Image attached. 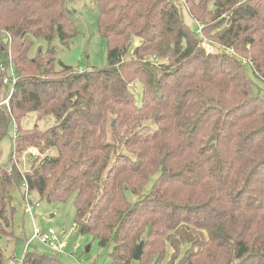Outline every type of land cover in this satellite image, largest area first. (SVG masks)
I'll return each mask as SVG.
<instances>
[{
  "label": "trees",
  "instance_id": "obj_1",
  "mask_svg": "<svg viewBox=\"0 0 264 264\" xmlns=\"http://www.w3.org/2000/svg\"><path fill=\"white\" fill-rule=\"evenodd\" d=\"M67 1L0 0L1 101L9 66L16 78L0 106V143L15 128L0 237H13L10 191L23 186L25 199L73 197L74 231L113 264H264V94L247 72L264 84V0H94L107 65L85 72L57 69L52 47L28 56L33 39L69 46ZM31 115L54 123L22 128ZM31 147L55 154L22 171ZM20 264L63 263L28 249Z\"/></svg>",
  "mask_w": 264,
  "mask_h": 264
},
{
  "label": "rangeland",
  "instance_id": "obj_2",
  "mask_svg": "<svg viewBox=\"0 0 264 264\" xmlns=\"http://www.w3.org/2000/svg\"><path fill=\"white\" fill-rule=\"evenodd\" d=\"M69 11V17L74 22L76 29V36L70 41L69 46H63L58 40L57 36L51 42H46L42 39H33V46L29 51L28 56L34 58L37 53L45 52L48 47H52L56 54V68H60V64L72 67L78 72H85L92 68H103L107 65V43L99 35L97 28L98 9L94 0H71L65 3ZM211 8V3H209ZM183 18L187 26L194 29L195 24L191 21L185 9H183ZM204 48L206 52H215L214 46L205 43ZM128 54L125 59L130 58ZM247 72L254 83L255 87H259L264 94V84L258 82L249 67ZM134 98L137 104L141 100V90L138 85ZM1 101V99H0ZM54 123L53 118H46L43 121H35V117L31 115L25 118L21 124L22 128H32L37 125L39 129H46ZM15 128L13 124L7 129L6 135L0 143V164L5 165L8 161L11 148V138H13ZM27 150V149H26ZM25 151L18 156L19 168L22 171H28L33 165L35 159H41L45 156L55 154V150H50L45 153H40L36 157L30 155L24 156ZM154 178H151L146 186L143 187L142 193L147 194L150 190ZM11 196L15 213L12 221L11 238L0 237V249L4 254V264H20L21 258L25 251V244L27 240H31L34 236V230L46 231L48 229L55 230L67 242H69V249L67 252L59 254L58 257L63 264H113L109 253V249L101 248L98 242L90 235L76 234L74 231V198L70 197L64 202L48 203L46 200H40L38 195L30 192L27 199L24 198L25 188L23 186L13 187L11 189ZM126 198L130 202L137 200L129 192L126 193ZM31 203L32 205L38 203L39 207L36 209V214L30 216L25 214V205ZM75 246V254L71 255V248ZM30 249H36L41 253H49V249L39 243L37 239L31 240ZM168 255L170 250H167ZM169 256L164 260L167 263Z\"/></svg>",
  "mask_w": 264,
  "mask_h": 264
},
{
  "label": "built area",
  "instance_id": "obj_3",
  "mask_svg": "<svg viewBox=\"0 0 264 264\" xmlns=\"http://www.w3.org/2000/svg\"><path fill=\"white\" fill-rule=\"evenodd\" d=\"M205 43H207V42L204 40L201 45L203 46ZM15 81H16V78H15L14 71H13L12 67L9 66L8 73L3 78V83L8 86L9 92H8V95L2 101H0V106L1 105H6V106L8 105L10 96H11L12 91H13V86L15 84ZM39 154L40 153L36 148L31 147L25 151L24 156L30 155L32 157H36ZM38 207H39L38 203H36L34 205L29 203V204L25 205L24 212H25V214H29L30 216H34L36 214V209ZM32 239H37L39 241V243L45 245L49 249V251H51L52 253L57 254V255L65 253L69 249V242H67L65 239H63L62 236L60 234H58L53 229H48L46 231H40L39 229H35L34 230V236L32 237ZM31 240L26 241L25 251L30 249L29 247L31 245ZM75 249H76L75 246H73L71 248V251H72L71 255H76Z\"/></svg>",
  "mask_w": 264,
  "mask_h": 264
},
{
  "label": "water",
  "instance_id": "obj_4",
  "mask_svg": "<svg viewBox=\"0 0 264 264\" xmlns=\"http://www.w3.org/2000/svg\"><path fill=\"white\" fill-rule=\"evenodd\" d=\"M137 45V44H136ZM142 243H140V245L138 246V249H137V252L135 253L134 255V260L135 261H138L141 257V254H142Z\"/></svg>",
  "mask_w": 264,
  "mask_h": 264
}]
</instances>
